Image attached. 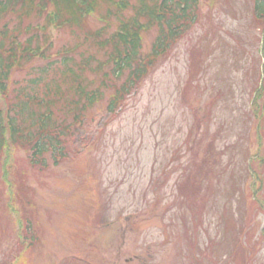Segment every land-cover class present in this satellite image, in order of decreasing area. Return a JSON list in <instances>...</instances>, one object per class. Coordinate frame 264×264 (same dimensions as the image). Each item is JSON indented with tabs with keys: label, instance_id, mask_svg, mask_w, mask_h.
<instances>
[{
	"label": "rangeland",
	"instance_id": "374dc122",
	"mask_svg": "<svg viewBox=\"0 0 264 264\" xmlns=\"http://www.w3.org/2000/svg\"><path fill=\"white\" fill-rule=\"evenodd\" d=\"M255 3L198 0L181 37L119 100L128 71L111 73L108 39L122 18L144 22L140 0L98 1L78 25L48 20L49 4L24 16L19 39L34 32L27 24L46 26L36 34L53 60L13 67L0 90V264H264V16ZM18 21L6 14L0 27ZM157 35L156 26L140 31L142 56ZM64 54L83 86L100 88L87 107L70 103L80 96ZM36 72L46 81L35 90L61 91L55 126L73 130L60 137L64 157L46 151L44 164L10 132L21 124L11 106Z\"/></svg>",
	"mask_w": 264,
	"mask_h": 264
},
{
	"label": "trees",
	"instance_id": "16d2710c",
	"mask_svg": "<svg viewBox=\"0 0 264 264\" xmlns=\"http://www.w3.org/2000/svg\"><path fill=\"white\" fill-rule=\"evenodd\" d=\"M98 1L106 4L114 2V0H0V20L6 14L14 15L19 19L15 26L10 30H8L9 27L7 22H4L2 27H0L1 92L6 93L8 90L6 81H8L10 75L9 71L13 67L20 68L25 61H28L35 56L46 59V61L53 60L52 58H48L49 54H46L47 48L39 41V36L36 34L38 31H45L46 26L27 24L24 31L26 30L29 32L33 29L34 32H32L25 40L19 39V33H23V31L20 32L19 29L22 25L21 21H23L24 16H28L32 10L42 12V10H46L45 5L49 4L52 7L50 13L47 15L48 20H50V16H52L56 19L55 24L58 26H62L63 23L66 25H78L82 17L81 11H87L89 8L95 9ZM197 1L198 0H152V3L147 5L144 0H140V7L143 11L141 15L144 22H138L139 18L135 20H125L122 18V21L119 22L121 24L120 28L114 32L112 38L110 37L108 39L111 50L109 51L107 58L109 59V62L113 63L111 73L118 77V75H121L124 70L128 71L127 81H125L119 89L115 90L116 99L119 100L120 97L129 91L128 88L130 87V84H133L134 81L143 75V72L147 69L149 63L153 61L155 56L161 54L160 52H164L169 44L171 45L181 37L183 30L187 26L188 20H190L189 16L193 14L192 6ZM255 2L254 8L256 12H258L257 15L264 16V1L255 0ZM123 8L124 7L118 10H122ZM52 10H54V12ZM111 12L112 11H109V13ZM116 15V18H119V16L121 17L119 12H116ZM38 16L39 15L36 17ZM147 26H156L158 28V35L153 42L155 51L149 53V55L142 56L139 45L141 41L140 31L147 28ZM88 57L87 61H83L86 65L90 62V56ZM69 60L70 58L64 54V57L60 59V62L65 67L67 74H71V78H73V81L75 82V84H72L71 86L72 91L76 90L75 92L77 94L79 92L78 95L80 96L78 100L70 101V103L72 106L76 105V107L80 106L83 108L84 101L85 106L87 107L94 102V94L98 97L100 96V88L97 87L89 90L86 85L83 86V83L79 82V80L83 79H78L81 77V74H75L73 68L69 66ZM83 63L80 64V69L84 68ZM51 64L52 62H47L46 65L49 67ZM66 72L64 73L66 74ZM35 75L37 77L30 78L27 81V86L31 91L28 93L25 88L19 90L23 92L21 103L17 102L15 105L11 106L13 110L14 106L18 107V110H15V117L12 120L19 117L21 120V124H14L11 121V142L25 143L26 146H30L32 150L30 153V159L32 160L39 158L38 156L46 151L50 152L55 160H58L59 158L64 157L62 154L64 152V147H62L63 142L60 140V137L72 134L73 130L69 125H65L62 122L58 127L55 126L56 122L53 120L50 113L52 105L55 104V101L61 95L58 86H53V90H50L49 85L45 82V91L41 93L35 90L34 87L39 85L42 81H46V79L42 78L44 74L37 73ZM29 103H32V105L33 103H37L39 106L43 105L46 109L42 110L43 108L41 109L39 107L29 108ZM27 109L30 110L24 118L21 116V113H25V110ZM2 146L3 141L1 139L0 116V149ZM39 159L40 160L37 161L35 160L36 163L39 162L44 164V158Z\"/></svg>",
	"mask_w": 264,
	"mask_h": 264
}]
</instances>
